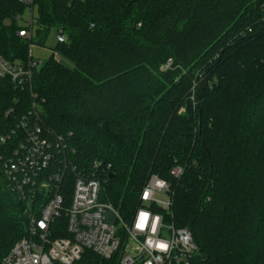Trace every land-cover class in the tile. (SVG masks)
Instances as JSON below:
<instances>
[{
    "label": "trees",
    "instance_id": "16d2710c",
    "mask_svg": "<svg viewBox=\"0 0 264 264\" xmlns=\"http://www.w3.org/2000/svg\"><path fill=\"white\" fill-rule=\"evenodd\" d=\"M52 31L65 40L25 86L0 76V262L27 236L30 206L4 170L22 133L1 137L37 113L67 146L66 204L76 166L127 219L156 174L173 195L164 218L192 231L196 264H264V0H0L7 60L27 66ZM35 191L37 211L48 193ZM73 264L117 260L86 250Z\"/></svg>",
    "mask_w": 264,
    "mask_h": 264
},
{
    "label": "built area",
    "instance_id": "2783aa9c",
    "mask_svg": "<svg viewBox=\"0 0 264 264\" xmlns=\"http://www.w3.org/2000/svg\"><path fill=\"white\" fill-rule=\"evenodd\" d=\"M20 1L29 4L33 0ZM19 34L27 32L20 30ZM58 40L65 37L58 35ZM38 64L35 59L27 66L13 63L0 54V76L11 77L23 87L32 78V66ZM38 121L37 113H31L1 137L7 143L18 137L16 130L22 133L4 160V170L11 190L30 206L26 209L27 236L13 245L0 264H73L86 250L103 259L115 258L117 264H196L200 248L192 231L164 218L173 197L167 180L152 174L141 193V204L125 219L102 200L103 182L96 172L75 166L72 197L66 204L59 189L65 172L72 168L65 154L67 146L60 135L53 140L44 135ZM98 166L95 163L94 168ZM182 171L178 166L171 174L179 177ZM43 172L46 176H41ZM35 188L48 193V199L37 204V211L31 208ZM63 230L66 235L61 234Z\"/></svg>",
    "mask_w": 264,
    "mask_h": 264
},
{
    "label": "rangeland",
    "instance_id": "374dc122",
    "mask_svg": "<svg viewBox=\"0 0 264 264\" xmlns=\"http://www.w3.org/2000/svg\"><path fill=\"white\" fill-rule=\"evenodd\" d=\"M34 15L36 14L35 11H33ZM31 9H28L23 17L21 18V23L22 25H27L30 22V17H31ZM58 42V34L55 31H52L47 40H46V45L45 46H38V45H32V55L36 60H45L47 59L52 53H53V48ZM59 56L58 54H56Z\"/></svg>",
    "mask_w": 264,
    "mask_h": 264
},
{
    "label": "water",
    "instance_id": "95a60500",
    "mask_svg": "<svg viewBox=\"0 0 264 264\" xmlns=\"http://www.w3.org/2000/svg\"><path fill=\"white\" fill-rule=\"evenodd\" d=\"M112 175H114L113 173L112 174H110V176H112Z\"/></svg>",
    "mask_w": 264,
    "mask_h": 264
}]
</instances>
